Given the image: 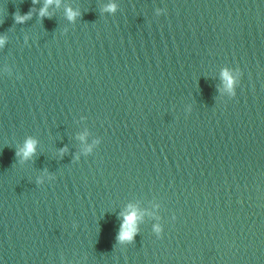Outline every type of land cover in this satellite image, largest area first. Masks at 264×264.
I'll return each instance as SVG.
<instances>
[{"label": "clouds", "instance_id": "9594fccd", "mask_svg": "<svg viewBox=\"0 0 264 264\" xmlns=\"http://www.w3.org/2000/svg\"><path fill=\"white\" fill-rule=\"evenodd\" d=\"M35 2V0H34ZM52 0H48V3H51ZM107 10L108 11H115V5L110 4L107 6ZM45 9H41V15H44L45 13ZM27 17H17V21L18 22H23L24 19H26ZM74 18V14L71 12V10H69V19H73ZM4 40L2 38H0V45H3ZM223 79L226 82V86L231 90L233 88V85L236 83L235 79L233 77H231L230 73L225 70L222 73ZM35 145L36 142L32 139H29L25 142L24 148L22 150L23 152V156L25 158H29L30 156H32L35 152ZM19 155V153H18ZM137 220V216L135 212H131L129 214H127L124 217V220L121 224V230L120 233L117 237L118 240H120L121 242L123 241H131L132 239H134L136 233H137V228L135 225V222ZM157 232L160 231L159 228L156 229Z\"/></svg>", "mask_w": 264, "mask_h": 264}]
</instances>
